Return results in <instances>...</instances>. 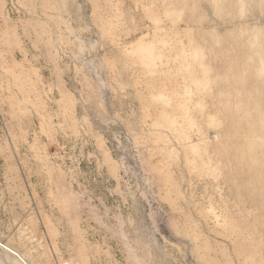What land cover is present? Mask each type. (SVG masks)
I'll list each match as a JSON object with an SVG mask.
<instances>
[{"label": "rangeland", "instance_id": "1", "mask_svg": "<svg viewBox=\"0 0 264 264\" xmlns=\"http://www.w3.org/2000/svg\"><path fill=\"white\" fill-rule=\"evenodd\" d=\"M249 73L264 0H0V264H264Z\"/></svg>", "mask_w": 264, "mask_h": 264}, {"label": "bare ground", "instance_id": "2", "mask_svg": "<svg viewBox=\"0 0 264 264\" xmlns=\"http://www.w3.org/2000/svg\"><path fill=\"white\" fill-rule=\"evenodd\" d=\"M251 1H255V0H251ZM232 5H234V4H232ZM233 7V6H232ZM242 50H244V48H242ZM260 49L259 48H257L256 49V53L259 51ZM259 53V55L261 56V52L259 51L258 52ZM245 71H246V69H245ZM244 71V72H245ZM241 75V77H243L242 79L243 80H246V79H248L246 76H245V74L244 73H242V74H240ZM249 76H250V78H252L255 82H256V87H257V89L258 90H260V92H259V94H258V102H259V104H260V106H261V112H260V114H261V118H263L264 117V76H263V74L262 73H249ZM248 76V77H249ZM263 124H264V120H263ZM13 254H15L14 252H13ZM16 255V254H15Z\"/></svg>", "mask_w": 264, "mask_h": 264}]
</instances>
